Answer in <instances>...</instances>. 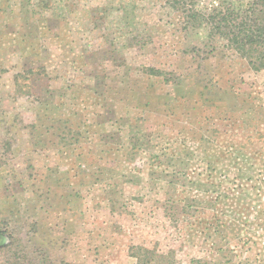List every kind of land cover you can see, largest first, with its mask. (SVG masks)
I'll list each match as a JSON object with an SVG mask.
<instances>
[{
    "label": "rangeland",
    "instance_id": "rangeland-1",
    "mask_svg": "<svg viewBox=\"0 0 264 264\" xmlns=\"http://www.w3.org/2000/svg\"><path fill=\"white\" fill-rule=\"evenodd\" d=\"M171 1L0 0V264H264V67Z\"/></svg>",
    "mask_w": 264,
    "mask_h": 264
},
{
    "label": "trees",
    "instance_id": "trees-1",
    "mask_svg": "<svg viewBox=\"0 0 264 264\" xmlns=\"http://www.w3.org/2000/svg\"><path fill=\"white\" fill-rule=\"evenodd\" d=\"M170 8L179 12L182 28L199 27L221 51L248 59L255 69L264 67V0H172Z\"/></svg>",
    "mask_w": 264,
    "mask_h": 264
}]
</instances>
